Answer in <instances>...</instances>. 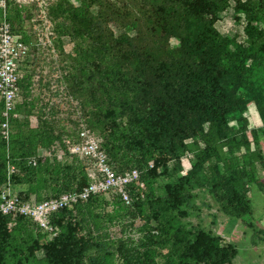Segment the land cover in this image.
I'll list each match as a JSON object with an SVG mask.
<instances>
[{"label":"trees","instance_id":"16d2710c","mask_svg":"<svg viewBox=\"0 0 264 264\" xmlns=\"http://www.w3.org/2000/svg\"><path fill=\"white\" fill-rule=\"evenodd\" d=\"M232 2L77 0V6L64 1L52 8L54 17L64 14L59 28L67 27L75 40L71 86L96 106L91 124L106 133L94 134L102 150L124 166L119 172L145 169L144 176L166 179L161 193L146 202L145 239L159 257L154 264H231L236 249L229 242L181 218L196 211L195 199L206 194L220 214L247 219L249 185L258 168L264 169L257 146L264 131V0ZM230 4L235 22L239 15L244 19L240 30L212 32V21ZM21 123L10 121L7 147L0 137V186L18 182L19 173L33 180L50 166L33 151L13 146L19 139L12 129L23 128ZM188 151L191 165L179 173L180 157ZM27 157H35L34 166L26 164ZM5 160L14 167L8 176ZM51 177L56 190L49 197L87 182L71 163ZM94 198L51 214L50 238L27 217L0 214V264L28 263L35 251L41 252L37 264H107L102 240L85 217ZM132 205L139 213L140 202ZM25 219L34 229L26 228ZM114 251L120 264H144L123 245Z\"/></svg>","mask_w":264,"mask_h":264},{"label":"rangeland","instance_id":"374dc122","mask_svg":"<svg viewBox=\"0 0 264 264\" xmlns=\"http://www.w3.org/2000/svg\"><path fill=\"white\" fill-rule=\"evenodd\" d=\"M64 1L72 6L78 5L77 0H0V20L4 19L10 24L13 38L27 47L26 55L19 62L16 109V119H21L24 127L12 129V135H17L19 139V143L13 146L19 150L25 148L28 152L33 151V156L38 160L47 159L50 164L36 172L30 181L26 180L23 173H19V181H7L0 186V192L18 197L25 195L30 201H39L55 193L56 186L51 176L64 163L77 166L86 181L92 179L83 169L84 161L65 151L60 142L61 137L73 139L79 124H83L99 138L106 135L97 124H91L97 119L96 106L90 104L84 95L76 93L71 86V77L75 76V40L66 32L67 27L64 30L60 27L62 31L59 28L64 14L54 17L52 12L58 2ZM230 3H233L232 0ZM236 20L237 23L230 4L212 21L211 31L219 34L239 31L244 19L239 15ZM172 44L173 39H168L167 45L170 47ZM250 116L256 126L255 115L251 113ZM42 130L45 133L39 135ZM198 145L201 146L200 142ZM192 146L188 148L192 149ZM257 146L264 157V131L258 135ZM8 152L10 154L12 150ZM191 156L188 151L180 157L179 173L190 167ZM106 158L115 172L124 167L111 161L107 154ZM136 170L141 186L134 184L130 187L129 203H122L116 194L108 191L96 196L91 201L89 211L85 213L93 235L102 240L105 252L110 253L105 255L107 264H120L114 251L118 245H123L127 252L138 257L144 264H154L159 259L145 239L147 227L144 222L149 213L146 202L161 193L166 179L161 175L144 176L145 169ZM254 177L256 181L250 183L247 193L250 206L247 219L240 220L220 214L206 194H200L195 199L196 211L181 218V222L197 224L220 240L229 242L236 249L231 264H264V169L258 168ZM135 201L141 204L139 213L132 205ZM24 221L28 230L34 229L28 219ZM148 226L153 225L149 223ZM39 233L51 237L42 229ZM150 234H155V231L151 230ZM26 253L27 250H24ZM29 256L35 259L24 264H37L35 260L41 258V252L35 251ZM8 264H12L11 259H8Z\"/></svg>","mask_w":264,"mask_h":264},{"label":"built area","instance_id":"2783aa9c","mask_svg":"<svg viewBox=\"0 0 264 264\" xmlns=\"http://www.w3.org/2000/svg\"><path fill=\"white\" fill-rule=\"evenodd\" d=\"M26 45L12 36L10 25L0 20V137L7 147L10 138V121L18 117L17 97L20 79L19 62L26 55ZM65 151L83 160L85 169L92 179L77 190L60 193L39 201L20 200L17 196L0 192V214L20 215L27 217L38 228L55 234L49 218L59 209H70L78 202H84L105 192H113L122 203H129L128 189L134 184L141 186L138 171L129 168L116 173L107 162L106 154L99 144L98 138L83 124L75 131L73 139L63 137ZM26 164L34 166L35 157L25 158ZM6 175L14 171V167L6 160ZM150 166V163L148 164Z\"/></svg>","mask_w":264,"mask_h":264}]
</instances>
